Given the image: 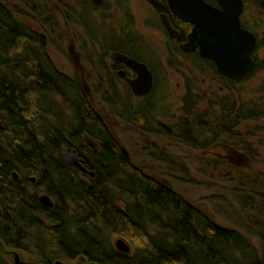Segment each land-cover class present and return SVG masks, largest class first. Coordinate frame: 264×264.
<instances>
[{
	"label": "trees",
	"instance_id": "trees-1",
	"mask_svg": "<svg viewBox=\"0 0 264 264\" xmlns=\"http://www.w3.org/2000/svg\"><path fill=\"white\" fill-rule=\"evenodd\" d=\"M27 6L33 13L34 1ZM18 15L20 9L0 1L3 246L40 264L80 258L88 264H262L264 255L243 234L131 165L81 86L55 66L47 37ZM86 136L97 139L99 150ZM72 150L94 177L84 179L66 163L64 153ZM42 193L52 208L42 205ZM114 234L133 242L130 254L116 251ZM259 236L264 243V231ZM0 264H10L1 253Z\"/></svg>",
	"mask_w": 264,
	"mask_h": 264
},
{
	"label": "rangeland",
	"instance_id": "rangeland-1",
	"mask_svg": "<svg viewBox=\"0 0 264 264\" xmlns=\"http://www.w3.org/2000/svg\"><path fill=\"white\" fill-rule=\"evenodd\" d=\"M0 1L12 9L22 8L20 0ZM125 1H127L125 5L131 15L129 21L133 23V26L129 27L128 20L117 13L113 0L109 1V10L92 13L90 17L93 23L104 26L108 30V32H104L105 35L110 36L111 30H115L116 34H119L122 29L126 28L129 32L143 38L149 45V49L145 51V55L142 57L152 66L156 75V87L151 97H153L155 104L154 117L157 122L171 126L182 117L181 109L187 84H189L191 95L194 98L195 95L196 98L197 96L203 98L199 101L203 107L210 104L211 95L219 96L228 93L226 89L220 90L219 86L222 87L220 83L209 79L207 75L209 71L205 66L200 70V67L197 68L192 63L194 56H186L174 49V44L163 33L159 16L154 13L152 7L145 0ZM27 18L32 23L41 22L40 18L35 19L31 15ZM243 22L256 32L264 33V15L251 1H248ZM42 24L44 27L46 26L44 22ZM63 25V20L58 16L54 27L46 26L44 28L49 39V55L59 70L67 76L77 79L79 85L84 83L89 87L88 92L92 96V104L97 114L102 118L113 136L118 139L120 145L126 149L131 163L147 176L167 183L171 189L185 199L207 211L216 224L243 234L251 246L255 247L258 257L262 258L264 243L260 239L259 232H263L264 228L258 224L264 220V210L261 204L264 200V163L257 158L250 157V163L246 162L239 165L220 161L218 164L214 162L215 159L209 153L211 148L206 150L193 148L185 142L172 137L167 138L154 132L142 135L140 131L128 126L131 124L127 122L125 116H120L109 102H105L104 96L106 99L108 97L109 99L116 98L113 94L114 91L109 90L108 86L102 85L99 80L100 75L94 74L90 69L86 53L89 50L87 47L91 46L92 42L86 39L84 32L78 30L72 31L73 33L67 32ZM72 27L75 29L74 24ZM262 35L261 37H263ZM97 41L100 42L101 39ZM70 44L74 45V50L79 57L78 65L69 54ZM256 58L260 61L264 59V48L258 50ZM111 59L114 60L113 57ZM113 88L117 90V99L120 101L130 97L132 109L139 105L141 99L134 96L132 86L129 88L124 81L115 79ZM237 88V94L242 97V100H239L237 104L249 101L264 111L263 70L258 71L251 80L238 85ZM143 105L149 106L151 103H144ZM124 111L126 114H131L130 110ZM147 115L150 119V115L153 114L148 113ZM256 121L253 124L252 132L257 133V136L252 135L250 141L256 149H261V139L258 138L260 135L256 128L259 129L263 122ZM85 138V141L87 140L90 145L99 150L97 139L87 136ZM263 149L264 147L261 150ZM156 152L160 155L161 153L165 154L167 157L157 159ZM219 152L228 154L224 149H219ZM242 152L249 154L248 149L244 147H242ZM152 153L155 154V157ZM64 159L69 166L77 171L79 176L82 174L76 166V163L82 165L76 150L65 151ZM116 196L120 199L123 198L119 204L125 205L124 197L119 193ZM150 232L155 233L156 230L150 226ZM119 239L125 240L133 251V242L129 238L117 234L110 237L114 248ZM5 251L7 248L0 242V253L7 258L10 264H13V259L11 256L5 255ZM17 252L21 259L31 261L24 252L20 250ZM63 262L65 264H88L84 258L74 261L63 260Z\"/></svg>",
	"mask_w": 264,
	"mask_h": 264
},
{
	"label": "flooded vegetation",
	"instance_id": "flooded-vegetation-1",
	"mask_svg": "<svg viewBox=\"0 0 264 264\" xmlns=\"http://www.w3.org/2000/svg\"><path fill=\"white\" fill-rule=\"evenodd\" d=\"M30 1H34V12L27 13L29 11V8L27 6L28 0H20L22 8H18L21 10V15H18V17L37 33H41L47 37L44 28L46 26H49L50 28L54 27L56 17L60 16L64 23V29H66L67 32H76V30L84 32V34L86 35V39L92 42L91 46L87 44V46H89L87 47L89 48V50H87L86 53L90 69L94 74L100 75L99 80L102 85L108 86L109 90L114 91L113 94L116 98L109 99L108 97L106 99V96H104L105 102H109L111 107L117 113H119L120 116H125L127 122L131 124L126 125L131 126L137 131H140L142 135H148L149 133L154 132L159 135H164L167 138L172 137L176 140L185 142L193 148H199L201 150L211 148L209 153L215 159L214 162H217L218 164L220 163V161H227L229 164L239 165L246 162L250 163V157L257 158L262 163H264V149L261 150L264 147V111L262 108L253 105L249 101H247L246 103L237 104L239 100H242V97H240L236 92L238 91V85L251 80L258 71H264V59L260 61L256 58V53L258 52V50L260 48H264V40H262V38L264 37V33H262V35L259 32H256L253 28L245 25V23L243 22L245 11L248 8V1L253 2V4L259 9L260 13L264 15V0H241L242 12L239 15L240 27L253 35V37L255 38V47L251 53L253 67L246 76L240 79H235L233 77H228L222 74L214 61L202 58L200 56L198 48L192 52H184L181 49V46L187 44V36L190 33L192 26L182 22L177 16H175L169 9L166 0H145L152 7L154 13L159 16V20L163 28V33H165L171 40L172 44H174V49L181 54H185L186 56H194L192 63L196 65L197 68L200 67V70L203 66H205L210 73L209 75V73L206 72L209 76V79L214 82L220 83L222 85V87L219 86L221 91L223 89H226L228 91L226 95H211L210 104H206L203 107L199 102L203 100V98L197 96V99L196 95L194 98L191 95L189 84H187L186 93L184 94L183 98V107L181 109L183 113L182 117L179 118V120L171 126L164 125L163 123L161 124V122L159 121L157 122L154 117L155 104L153 97L151 96L153 90L156 87V75L152 66L146 61V59L142 57V55H145V51L149 49V45L147 44V42L143 38H140V36H138L137 34L129 32L128 30H126V28L122 29L119 34H116L115 30H111L112 33L110 34V36H108V34L105 35L104 32H108V30L104 26H99V24L92 22V19L90 17L91 14L96 12H106L107 9L109 10L110 0ZM113 1L114 8H116V10L118 11L117 13H120L121 16L128 20L129 27L133 26V23L129 21L131 17L130 11L125 5L127 4V1ZM204 1L216 9H222L218 0ZM27 14H31V16H34L35 19L40 18L41 22L37 21L35 23H32L28 21L29 18H27ZM163 17L167 19L169 25L176 34L175 37H172L171 34L165 29L163 25ZM29 22L31 25L29 24ZM42 22L45 23V27ZM73 24L75 26V29L72 27ZM261 35L263 37H261ZM100 39L101 41L98 42L97 40ZM48 48L49 39L47 50ZM69 49L70 56L74 59L76 65H78L79 57L74 50V45L70 44ZM112 57L114 58V60L111 59ZM130 60H135L139 63L145 64L151 73L152 85L150 90L145 94L139 95L135 90V87L138 84L139 73L138 71L130 67ZM115 79L124 81L126 86L129 88L130 86H132L134 96L141 99L139 105L135 109L131 108L132 102L129 99L130 97L121 101L117 99V90L113 88ZM73 80L77 81V83L80 84L77 79ZM80 86L85 93L86 99L92 105L94 113L97 116L98 120L106 128L107 126L105 125L102 118L97 114L92 104V96L88 92L89 87L84 83ZM144 103H151V105L146 106L143 105ZM209 105L212 107L210 108ZM123 110H130L131 114H126L125 111L123 112ZM148 113L153 114L150 115V119H148L147 117ZM256 120L263 122L259 129L256 128V131L260 135L258 138L261 139V149H256L252 141H250V137H252V135H254V137L257 136V133L255 134L252 132L254 126L253 124L254 122H257ZM154 128H156L157 130H155ZM115 139L120 146L121 152L131 163L128 152L124 147L120 145L118 139ZM86 143H88L87 140ZM88 145L91 149H95V147L90 145L89 143ZM99 147L100 143L98 144V149ZM242 147L248 149V155L245 152H242ZM219 149L226 150L228 154L225 155L224 153L219 152ZM152 155L155 157L154 153H152ZM156 155L157 159H163V157H167L165 154L161 153L160 155V153L157 154V152ZM80 161L82 162L81 166L85 167L88 170V172L82 171L79 167L80 165L76 163V166L81 170L82 173V176H80L84 179L86 178V176L94 177L90 174L93 171L89 170V168L84 165L83 159H80ZM131 165L133 164L131 163ZM137 170L143 175L147 176L140 169L137 168ZM149 178L157 183H161L166 188L173 190L169 185H167V183L155 180L151 177ZM188 202L191 203L190 201ZM261 204L264 210V200L263 203L261 202ZM193 205L209 215V213L204 209L198 207L195 204ZM259 225H261L260 227L264 228V220H261L258 226Z\"/></svg>",
	"mask_w": 264,
	"mask_h": 264
},
{
	"label": "water",
	"instance_id": "water-1",
	"mask_svg": "<svg viewBox=\"0 0 264 264\" xmlns=\"http://www.w3.org/2000/svg\"><path fill=\"white\" fill-rule=\"evenodd\" d=\"M166 1L175 16L192 26L187 36V44L181 46L184 52H192L198 48L202 58L214 61L222 74L235 79H240L251 71L253 67L251 53L255 47V38L240 27L241 0H218L221 10L212 7L204 0ZM163 18L165 29L175 37L176 34L167 19ZM129 65L139 73L138 84L135 87L137 94L147 93L152 85L151 73L147 66L135 60H130ZM79 167L82 171L88 172L85 167L81 165ZM90 174L94 176V172ZM13 178H18L15 172ZM31 181L34 183L35 178L32 177ZM39 200L45 208L53 207V201L48 194L42 193ZM115 249L124 255L131 252L123 239L115 243ZM5 255L11 256L13 264H40L21 259L19 253L13 249L5 251ZM54 264L65 263L59 260Z\"/></svg>",
	"mask_w": 264,
	"mask_h": 264
}]
</instances>
